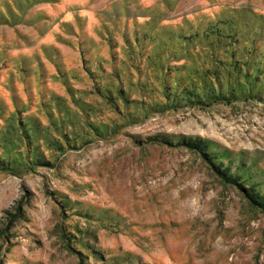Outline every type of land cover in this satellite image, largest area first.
Here are the masks:
<instances>
[{
  "label": "rangeland",
  "instance_id": "obj_1",
  "mask_svg": "<svg viewBox=\"0 0 264 264\" xmlns=\"http://www.w3.org/2000/svg\"><path fill=\"white\" fill-rule=\"evenodd\" d=\"M263 83L264 0H0V264H264Z\"/></svg>",
  "mask_w": 264,
  "mask_h": 264
},
{
  "label": "trees",
  "instance_id": "obj_2",
  "mask_svg": "<svg viewBox=\"0 0 264 264\" xmlns=\"http://www.w3.org/2000/svg\"><path fill=\"white\" fill-rule=\"evenodd\" d=\"M216 61L218 62V60H216ZM246 61L249 62V60H246ZM244 73L245 74L243 75V78L246 80V83L243 85V89H244L243 93L246 92V87H247V91H250L252 88L253 89L255 88L254 80H255V78H257L256 75L251 74L250 72H248V70H245ZM251 80H253V81H251ZM236 83H239V82H236ZM202 86L204 88L207 87L205 83H203ZM191 87H193V86H191ZM237 87H238V89H241L242 85L239 84V85H237ZM262 87H264V83L260 85V88H262ZM249 88H251V89H249ZM235 90L236 89L228 90L225 93L221 92L219 94H216V93H213V92H209V95H207L208 97L205 98L207 100L205 103H206V105H211L212 103H216L219 100L220 101H227V100L231 99L232 96L233 97H239V95H235L234 94ZM263 92L264 91L260 92V96H258V92H256V95L258 96V98L264 99V95H262ZM242 94H241V97L244 98V99L255 97L254 94H252V95H250V94L242 95ZM181 95H183L185 97H188V98H191V97H194V92L193 91L186 92V93L184 92ZM18 124H19L20 131L23 132V133H25V132L27 133V128L23 126V123L19 122ZM31 137L32 136H30V134L27 133V138H25V139L26 140H30ZM198 144L199 143L197 141L193 140V139H189V142L187 143V145H193V146H197ZM62 147H64V146L62 145ZM209 162L214 165V167L216 168V172L219 174V176L224 181L233 182V183H236L238 186H240V184L237 183V181H238L237 177L238 176H231V175L228 174V169H229V166H230L229 164H226V166H227V168H226L225 166H222V167L216 166V164H214L212 161H209ZM29 163L31 165V168H33V166L36 165V163H37V165H42V163L37 162V158H35V161L31 160ZM10 164L9 165H8V163L0 164V169L1 170H3V169L4 170H6V169L9 170V169H11L10 168L11 167ZM246 197L252 203H255V204L258 203L256 205H258L262 210H264V194H260L259 192H254V190L250 188V189L246 190Z\"/></svg>",
  "mask_w": 264,
  "mask_h": 264
}]
</instances>
